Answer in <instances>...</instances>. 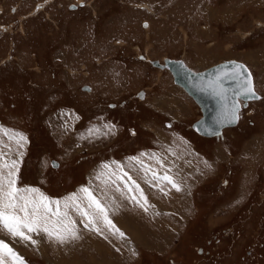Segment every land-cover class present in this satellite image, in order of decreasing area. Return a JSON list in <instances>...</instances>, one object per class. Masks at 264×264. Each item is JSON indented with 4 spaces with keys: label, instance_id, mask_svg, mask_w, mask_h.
<instances>
[{
    "label": "rangeland",
    "instance_id": "rangeland-1",
    "mask_svg": "<svg viewBox=\"0 0 264 264\" xmlns=\"http://www.w3.org/2000/svg\"><path fill=\"white\" fill-rule=\"evenodd\" d=\"M0 28V179L47 204L35 244L0 227L24 264H264V0H0ZM166 57L260 98L201 135Z\"/></svg>",
    "mask_w": 264,
    "mask_h": 264
},
{
    "label": "water",
    "instance_id": "water-1",
    "mask_svg": "<svg viewBox=\"0 0 264 264\" xmlns=\"http://www.w3.org/2000/svg\"><path fill=\"white\" fill-rule=\"evenodd\" d=\"M151 64L167 67L174 82L198 103L201 116L192 122V126L206 135L218 134L224 126L236 124L241 108L239 98L246 105L249 99L260 97L254 89L251 75V88L255 95H245L246 81L251 72L245 63L237 59L227 58L196 71L181 58L166 57L163 63L154 58ZM52 162L56 163L55 160Z\"/></svg>",
    "mask_w": 264,
    "mask_h": 264
},
{
    "label": "snow or ice",
    "instance_id": "snow-or-ice-1",
    "mask_svg": "<svg viewBox=\"0 0 264 264\" xmlns=\"http://www.w3.org/2000/svg\"><path fill=\"white\" fill-rule=\"evenodd\" d=\"M250 75L249 73V79L246 81L247 92L245 95H255L252 92ZM15 166L16 162L13 161L11 167L15 168ZM5 167L9 166L5 165ZM16 171H9L6 186L4 180L0 179V227L5 229L13 238L19 237L22 240L35 244L36 241L32 239L31 235L26 234L24 229L27 230V233L37 232L40 224L44 222V217L47 215V211L41 213V208L47 210V204L31 200L24 196H19L18 202V193L20 190L15 187ZM84 191L87 192V189H84ZM96 206L100 208L99 204ZM100 210L103 211V209ZM19 213H23V216L19 215ZM104 220L112 228H115V225L106 216ZM42 231L48 233V235H52L46 227ZM116 231L119 232V229H116ZM120 235L123 236L124 234L120 232ZM60 239L63 242V238L60 237ZM9 260L12 261V264H24L22 256L9 243L0 238V264H8Z\"/></svg>",
    "mask_w": 264,
    "mask_h": 264
},
{
    "label": "crops",
    "instance_id": "crops-1",
    "mask_svg": "<svg viewBox=\"0 0 264 264\" xmlns=\"http://www.w3.org/2000/svg\"><path fill=\"white\" fill-rule=\"evenodd\" d=\"M110 125H111V123H110ZM128 179H126L127 180V183H128V185L129 184H131V188H132V186H135L136 187V189H137V194H139L140 195V197H141V193L142 192H144V191H148V192H151V190L149 189H147L146 187H145V184H142L137 178H135V177H127ZM125 179V178H124ZM141 184L143 185V187L141 186ZM147 186H149V184H146ZM139 186H141L142 188H140V190H139ZM107 194V193H106ZM111 196H112V193H111ZM143 196H144V194H143ZM141 197V199L143 200V198L144 197ZM136 200H139V198H136ZM102 206V205H101ZM110 215V214H109ZM123 215V214H122ZM126 232H136L137 233V231L136 230H133L132 228H131V230L129 231V230H125ZM120 232V231H119Z\"/></svg>",
    "mask_w": 264,
    "mask_h": 264
},
{
    "label": "bare ground",
    "instance_id": "bare-ground-1",
    "mask_svg": "<svg viewBox=\"0 0 264 264\" xmlns=\"http://www.w3.org/2000/svg\"><path fill=\"white\" fill-rule=\"evenodd\" d=\"M151 62V61H150ZM163 62H164V60H163ZM162 62V63H163ZM158 68H160V69H168L167 67H165V66H157ZM169 70V69H168ZM170 71V70H169ZM170 73L172 74V72L170 71ZM251 76H252V74H251ZM172 77H173V75H172ZM252 79H253V76H252ZM175 83V82H174ZM175 84H177V83H175ZM177 85H179V84H177ZM187 94H188V92L181 86V85H179ZM253 86H254V83H253ZM143 95V91H141V95H140V97ZM192 99H193V97L190 95V94H188ZM260 98V97H259ZM259 98H253V99H249L248 101H247V104H248V102L249 101H252V100H256V99H259ZM194 100V99H193ZM239 102H240V104H241V108L243 107V106H246V105H243V100L241 99V98H239ZM199 106V105H198ZM199 108H200V106H199ZM241 108L238 110V120H239V111L241 110ZM238 120H237V122H238ZM193 127V126H192ZM222 130H223V128H222ZM222 132V131H221ZM197 133H199V134H201V135H206V134H203V133H200V132H198L197 131ZM208 136H214V135H208ZM217 136V135H216ZM150 208L152 207V208H154L155 206L153 205V204H149L148 205Z\"/></svg>",
    "mask_w": 264,
    "mask_h": 264
},
{
    "label": "flooded vegetation",
    "instance_id": "flooded-vegetation-1",
    "mask_svg": "<svg viewBox=\"0 0 264 264\" xmlns=\"http://www.w3.org/2000/svg\"><path fill=\"white\" fill-rule=\"evenodd\" d=\"M0 30H1V28H0ZM253 237L255 238V237H257V236H253Z\"/></svg>",
    "mask_w": 264,
    "mask_h": 264
}]
</instances>
